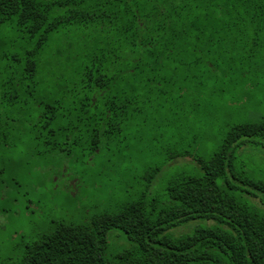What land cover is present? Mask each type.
Instances as JSON below:
<instances>
[{"label": "trees", "instance_id": "trees-1", "mask_svg": "<svg viewBox=\"0 0 264 264\" xmlns=\"http://www.w3.org/2000/svg\"><path fill=\"white\" fill-rule=\"evenodd\" d=\"M253 75L264 0H0V158L25 140L101 154L131 124L216 90L242 86L233 103L251 104ZM254 137L264 121L231 127L219 152L194 158L199 174L169 180L166 201L142 192L89 222H53L17 264H264V180L235 156ZM113 229L133 243L109 257Z\"/></svg>", "mask_w": 264, "mask_h": 264}, {"label": "rangeland", "instance_id": "rangeland-1", "mask_svg": "<svg viewBox=\"0 0 264 264\" xmlns=\"http://www.w3.org/2000/svg\"><path fill=\"white\" fill-rule=\"evenodd\" d=\"M251 104L233 103L242 86L198 97L185 110L163 109L147 123L131 124L124 134L107 141L102 153L75 149L71 156L25 140L0 158V264H17L27 242L47 232L56 221L85 223L103 212H116L145 192L166 201L172 177L197 175L195 157L210 159L219 152L231 127L264 121V75H253ZM236 98V97H235ZM175 110V111H174ZM174 111V112H173ZM236 150V164L264 180V139L254 137ZM189 151L192 157L170 158ZM161 168L147 187L148 174ZM60 171L62 172L60 174ZM64 174V175H63ZM261 205L260 198H253ZM212 224L213 222H206ZM200 221L176 228L190 232ZM122 230L109 235L108 256L132 247Z\"/></svg>", "mask_w": 264, "mask_h": 264}]
</instances>
